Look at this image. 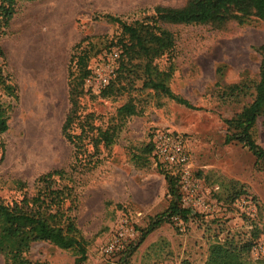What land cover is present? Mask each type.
Masks as SVG:
<instances>
[{"label": "rangeland", "instance_id": "rangeland-1", "mask_svg": "<svg viewBox=\"0 0 264 264\" xmlns=\"http://www.w3.org/2000/svg\"><path fill=\"white\" fill-rule=\"evenodd\" d=\"M185 1L16 0L6 34L0 37V67L16 85L17 94L15 100L0 88V104L11 106L8 128L0 133L1 198L19 197L14 179L25 181L30 192L37 175L56 168L69 170L74 162L73 146L61 133L69 107L66 68L71 48L85 35L110 38L117 32L116 25L94 15L138 16L155 5L180 6ZM165 26L173 32L175 45L157 63L160 68L172 66L170 88L198 109L164 98L142 100V113L125 121L110 148L100 145L102 161L90 170L75 171L76 220L89 239L84 264H202L209 243L215 239L255 234V241L264 239V169L247 147L224 142V119L253 97L260 59L257 47L264 42V23L248 16L241 23L229 20L222 27ZM110 52L104 48L92 56L89 68L101 58H109ZM241 83L247 85L246 94L220 97L224 87ZM128 96L102 98L85 92L80 102L84 113L93 111L95 123L105 125ZM157 129L173 130L183 137L192 161L193 197L209 203L210 208L203 211L199 206L191 207L187 221L162 223L120 263L119 251L108 255L103 247L121 220L133 228L129 240L134 241L138 228L163 210L170 199L161 170L171 169L154 156H147L148 163L141 167L131 158L132 151L139 153ZM254 137L264 148V115L257 119ZM231 182L243 186L246 193L224 204ZM178 190L181 203L191 205V201L182 200H191L189 193L179 186ZM27 255L33 264H75L71 251L44 241L34 242ZM0 264H4L1 255ZM249 264H264V255L255 257L249 252Z\"/></svg>", "mask_w": 264, "mask_h": 264}, {"label": "trees", "instance_id": "trees-1", "mask_svg": "<svg viewBox=\"0 0 264 264\" xmlns=\"http://www.w3.org/2000/svg\"><path fill=\"white\" fill-rule=\"evenodd\" d=\"M16 0H0V37L6 34L9 21L15 11ZM255 16L264 23V0H186L180 6L155 5L141 15L126 17L115 13H96L95 19H103L117 26V32L106 36L81 37L71 48L66 68L67 99L69 107L61 124V133L73 146L74 162L69 170L56 168L37 175L32 182V191L27 183L14 179L20 190L18 198L6 200L0 197V255L4 264H33L28 251L34 242L44 241L69 250L75 264H84L89 239L77 224L76 209L78 197L75 190L76 173L96 167L103 159L100 145L105 149L116 141L125 121L143 111L141 101L156 97L179 105L198 109L187 98L174 92L169 86L172 66L160 68L157 60L169 54L175 45V37L165 24H209L222 27L229 20L243 22L245 17ZM95 39V40H94ZM116 50L114 76L97 93L84 87V78L90 71L92 56ZM260 54L258 79L249 103L233 116L224 119L225 143L237 142L247 147L256 162L264 169V148L255 140L257 119L264 115V42L257 47ZM0 55H3L0 49ZM0 88L17 99L16 85L0 67ZM136 91L137 95L131 92ZM102 98L116 97L128 93V99L120 104L108 122L96 124L93 111L84 113L80 98L85 93ZM247 93V85L234 84L223 88L222 99L237 98ZM144 94V96H142ZM159 103V102H158ZM160 104V103H159ZM10 105L0 104V133L7 130ZM152 133L149 143L133 152L131 158L141 167L148 163L147 156H153ZM89 146L91 148H89ZM170 199L160 212L150 216L145 226L138 228L139 234L119 251V262H124L144 240L162 223L174 219L187 221L192 215L190 208L180 200L177 176L169 170H161ZM223 198L224 204L233 203L245 195L246 190L237 182H231ZM258 235L248 238L226 236L223 240L210 242L207 256L202 264H249L250 248Z\"/></svg>", "mask_w": 264, "mask_h": 264}, {"label": "built area", "instance_id": "built-area-1", "mask_svg": "<svg viewBox=\"0 0 264 264\" xmlns=\"http://www.w3.org/2000/svg\"><path fill=\"white\" fill-rule=\"evenodd\" d=\"M118 53L116 50L110 52L109 58H101L99 64L90 68L89 73L84 78L85 89L97 93L99 92L114 76L116 68V58ZM152 142L154 144L153 156L159 163L169 167L170 172L177 176L178 186L186 190L192 197L191 200L183 197V202L191 201V207L199 206L203 211L209 210V203L204 202L198 196L193 197L195 190V182L190 174L191 157L186 148L183 137L173 130L157 129L152 133ZM192 211V210H191ZM134 235V230L127 225L126 220H121L115 233L105 243L103 252L112 255L120 251ZM250 253L257 257L264 255V239H259L253 243Z\"/></svg>", "mask_w": 264, "mask_h": 264}, {"label": "bare ground", "instance_id": "bare-ground-1", "mask_svg": "<svg viewBox=\"0 0 264 264\" xmlns=\"http://www.w3.org/2000/svg\"><path fill=\"white\" fill-rule=\"evenodd\" d=\"M43 12V11H42ZM44 14V13H43ZM44 16V15H43ZM37 134H39V133H37ZM40 139V138H39Z\"/></svg>", "mask_w": 264, "mask_h": 264}]
</instances>
